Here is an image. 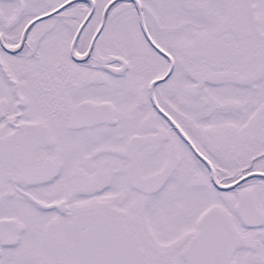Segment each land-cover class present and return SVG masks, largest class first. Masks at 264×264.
<instances>
[{"label": "snow or ice", "instance_id": "6c2138e0", "mask_svg": "<svg viewBox=\"0 0 264 264\" xmlns=\"http://www.w3.org/2000/svg\"><path fill=\"white\" fill-rule=\"evenodd\" d=\"M0 264H264V0H0Z\"/></svg>", "mask_w": 264, "mask_h": 264}]
</instances>
